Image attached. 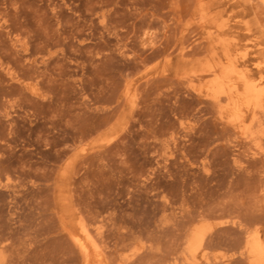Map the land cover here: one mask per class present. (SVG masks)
Segmentation results:
<instances>
[{
	"label": "rangeland",
	"instance_id": "1",
	"mask_svg": "<svg viewBox=\"0 0 264 264\" xmlns=\"http://www.w3.org/2000/svg\"><path fill=\"white\" fill-rule=\"evenodd\" d=\"M257 234L264 0H0V264H254Z\"/></svg>",
	"mask_w": 264,
	"mask_h": 264
},
{
	"label": "bare ground",
	"instance_id": "2",
	"mask_svg": "<svg viewBox=\"0 0 264 264\" xmlns=\"http://www.w3.org/2000/svg\"><path fill=\"white\" fill-rule=\"evenodd\" d=\"M233 71L235 73H238L237 68H234ZM210 72H212L214 75V81L212 83L211 91H210V93H208L207 98H209L212 101V103L219 105L221 102V96H222V94H224V88H223V82H222L223 79L221 78V75L218 71L211 70ZM242 78L244 80H247L246 74H243ZM245 84H246V87L244 86V88H245L244 89L245 90L244 95L245 96L246 95H248V96L256 95L258 97L257 99L259 100L260 99V97H259L260 92L256 91V88L252 85V83L250 81H247ZM257 104H258V102H257ZM256 110L258 111V109H256ZM81 227H82L83 233L86 234V236H87L86 240L88 241V243L89 242L91 243V245H92L91 247H93L94 251L97 252L99 250V247H98L97 243L94 241V239L92 238L91 234L89 233L90 230L88 231V229L84 225H82ZM73 238H74V241L77 244L78 249L80 250L83 258L86 261H89L91 258V254H90V252L86 246V243H83L77 236H73ZM198 239L199 240L198 241L196 240V241L198 243L202 244L203 243V236L198 237ZM247 244H248L247 245V247H248L247 251H248L250 257L253 259L254 264H264V241L261 238V236L259 234H257L255 236L254 240L248 241ZM195 247H196L195 243L191 244V252L192 253L189 254V255H191L192 259H194V260H196V258H197L196 254H195L197 250L195 249ZM192 254H193V256H192ZM192 259H190V260H192Z\"/></svg>",
	"mask_w": 264,
	"mask_h": 264
}]
</instances>
